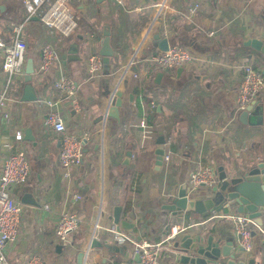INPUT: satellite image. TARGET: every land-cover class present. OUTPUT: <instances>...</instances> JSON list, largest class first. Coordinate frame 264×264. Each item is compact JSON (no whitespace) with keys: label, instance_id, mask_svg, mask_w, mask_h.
<instances>
[{"label":"crops","instance_id":"obj_1","mask_svg":"<svg viewBox=\"0 0 264 264\" xmlns=\"http://www.w3.org/2000/svg\"><path fill=\"white\" fill-rule=\"evenodd\" d=\"M54 1L45 2L42 10ZM163 1L66 0L76 16L77 29L64 37L35 16L26 20L22 0H0V38L10 44L11 25L23 24L26 59L33 60L32 86L39 98L23 101L24 76L14 77L5 116L0 117V167L7 155L19 149L25 151L30 165L27 182L11 190L21 214L18 239L5 248L8 264H25L30 255L40 256L43 264H78L81 253L85 254L83 264L135 263L133 245H117L106 229L114 225L111 217L118 206L122 220L134 212L132 224L136 226L120 231L135 243L160 244V264H170L166 234L173 225L212 230L239 247L230 221L211 220L213 214L172 215L163 206L179 188L188 187L189 175L199 167L213 166L218 175V167L240 163L254 149L253 139L245 135L236 117L235 96L245 63L261 72L264 69V57L242 45L251 38L264 41V0H166L161 8ZM195 5L198 8L190 13ZM105 28L114 52L109 74L103 69L99 78L90 79L87 59L98 54ZM155 34L167 38L169 48L190 49L196 62L158 68L150 60L161 53L153 45ZM71 44L77 45V60H68ZM46 45L56 52L57 61L42 75L37 69ZM133 52H137L135 65L118 88L122 94L119 118L99 121ZM62 75L76 84L77 108L53 86ZM4 84L0 59V89ZM46 101L57 103L68 132L82 139V164L71 171L69 179H64L59 163V138L44 126ZM143 119L148 136L139 125ZM27 130L33 140H28ZM18 133L21 142L15 139ZM160 135L172 157L156 170L155 142ZM205 192L201 188L198 197ZM61 212L80 219L78 230L63 242L54 235ZM253 233V250L247 255L264 264V232ZM93 238L121 252L103 245L89 249Z\"/></svg>","mask_w":264,"mask_h":264},{"label":"built area","instance_id":"obj_2","mask_svg":"<svg viewBox=\"0 0 264 264\" xmlns=\"http://www.w3.org/2000/svg\"><path fill=\"white\" fill-rule=\"evenodd\" d=\"M48 0H22V5L26 12V20L35 16L51 32L64 37L70 36L77 29V20L74 12L70 9L66 0H55L46 10L42 6ZM84 0H77L78 3ZM164 0L160 6L165 5ZM198 8L195 5L189 12L194 13ZM23 24H12V42L5 43L0 38V59L1 70L5 76V84L0 89V117L4 114V109L8 100V89L14 77L23 76L26 62V43L22 37ZM212 36L213 33H209ZM137 52L132 53V57L125 69L119 74L114 88L109 94V103L114 99L115 92L120 84L125 80L132 67L135 65ZM151 62L162 70L181 68L196 62V55L190 49L181 46H172L166 52L159 53L151 57ZM57 61L56 52L48 45L41 50V62L38 66V74H47ZM88 74L90 79L99 78L103 71V58L97 53L91 54L87 59ZM242 74L238 83L235 108L237 112L244 111L252 102L264 99V75L259 68L250 63H245L242 67ZM136 77V75H133ZM54 88L64 93L74 107L77 108L76 84L67 76L58 77L53 84ZM48 112L44 119V126L57 134L60 143L59 163L63 171L64 179H69L71 171L79 168L82 164L83 151L82 139L71 134L66 129L63 118L56 110V102L46 101ZM153 104L151 108L153 109ZM5 116V115H4ZM148 136V125L143 119L139 123ZM18 142L22 141L20 133L15 135ZM168 144V143H167ZM166 144V145H167ZM169 148H164L162 164H168L171 160ZM30 175V165L24 150L19 149L15 153L7 155L1 162L0 167V264H8L5 256V248L9 243L18 239L20 225L21 206L16 200L11 190L12 188L24 185ZM217 174L213 166L199 167L192 172L187 180L189 189L198 194L201 188L205 190L212 188L216 184ZM80 196H75V200H80ZM211 220H227L233 225L234 232L238 238L239 247L244 254H251L253 250V232L261 228L253 223L247 216L239 213H217L213 214ZM80 226V219L74 213L61 212L57 219L54 235L59 242H63L69 234L75 233ZM111 234L112 241L117 245H133V252L138 254V263L133 264H160L159 250L160 244H151L146 241L135 243L128 235L117 230L115 225L106 228ZM183 230L176 225L170 226L166 240L174 238ZM25 264H43L40 256L30 255Z\"/></svg>","mask_w":264,"mask_h":264},{"label":"water","instance_id":"obj_3","mask_svg":"<svg viewBox=\"0 0 264 264\" xmlns=\"http://www.w3.org/2000/svg\"><path fill=\"white\" fill-rule=\"evenodd\" d=\"M34 19L38 20L37 17ZM152 39L155 43L153 45L159 52L164 53L169 49L170 42L167 38H161L159 34H155ZM242 45L264 57L263 40L251 38L243 41ZM76 52L77 45L71 44L67 52L68 60H77ZM98 55L103 58L105 74H109L110 59L114 56V52L108 28L103 30ZM23 73L25 84L22 100H38L37 93L32 86L35 69L31 58L26 59ZM262 73L264 74V69ZM121 96V92L117 90L110 103L109 96L107 97L106 107L99 116V121L106 120V118H119ZM236 117L239 123L244 126L245 135H250V139H253L252 153L247 154L240 163L228 165L227 169L218 167L216 184L206 190L205 196L199 198L198 194L192 192L188 187L182 186L175 196L169 198L163 209L172 215L185 212L203 217L217 213H239L247 216L264 232V100L252 102L240 113L236 111ZM26 134L28 140H33L29 130L26 131ZM165 143L164 136L157 137L154 152L156 170H160L162 166ZM95 149H98V146ZM130 155L128 153V156ZM121 212L122 207H115L111 217L117 230L135 229V224H132L135 219L134 212L131 211L126 220L121 219ZM192 227L194 226L184 228L177 236L166 241L169 248L167 253L170 264H262V262L244 254L243 250L240 247H235L232 241L218 237L212 230L197 228L198 230L192 231ZM102 245L109 248L111 252H121L116 246L100 244L94 238L90 242L89 249L101 248ZM84 255L81 253L78 264H83ZM133 260L138 263V254L134 253Z\"/></svg>","mask_w":264,"mask_h":264},{"label":"rangeland","instance_id":"obj_4","mask_svg":"<svg viewBox=\"0 0 264 264\" xmlns=\"http://www.w3.org/2000/svg\"><path fill=\"white\" fill-rule=\"evenodd\" d=\"M254 67H256V66H254ZM256 68H258V67H256ZM253 243H254V241H253Z\"/></svg>","mask_w":264,"mask_h":264},{"label":"trees","instance_id":"obj_5","mask_svg":"<svg viewBox=\"0 0 264 264\" xmlns=\"http://www.w3.org/2000/svg\"><path fill=\"white\" fill-rule=\"evenodd\" d=\"M125 82V81H124Z\"/></svg>","mask_w":264,"mask_h":264}]
</instances>
